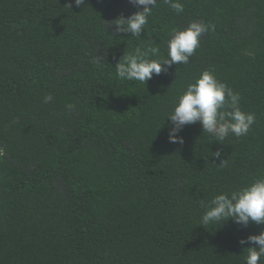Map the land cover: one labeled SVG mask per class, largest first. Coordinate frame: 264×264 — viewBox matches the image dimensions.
I'll return each instance as SVG.
<instances>
[{
    "label": "trees",
    "instance_id": "obj_1",
    "mask_svg": "<svg viewBox=\"0 0 264 264\" xmlns=\"http://www.w3.org/2000/svg\"><path fill=\"white\" fill-rule=\"evenodd\" d=\"M181 2L157 0L137 38L108 29L138 10L128 0H0V264H245L239 240L264 225L200 218L264 174V0ZM198 20L215 31L188 64L118 78L124 53L166 56L173 29ZM206 69L255 123L223 145L199 123L169 143L167 114Z\"/></svg>",
    "mask_w": 264,
    "mask_h": 264
},
{
    "label": "clouds",
    "instance_id": "obj_2",
    "mask_svg": "<svg viewBox=\"0 0 264 264\" xmlns=\"http://www.w3.org/2000/svg\"><path fill=\"white\" fill-rule=\"evenodd\" d=\"M138 10L125 17L118 16L108 21V29L115 33H131L141 37L142 32L158 7L157 0H128ZM177 14L183 13L181 0H164ZM76 7L86 4V0H74ZM67 6L72 9V3ZM215 31V25L203 20L192 21L184 29H173L167 41V55H159L157 48L136 47L132 53L125 54L115 65L118 78L127 81L148 82L154 75L168 71L175 64H188L196 49L200 46L201 37L209 31ZM149 53L155 58H150ZM44 102L53 97L46 95ZM69 108L72 106L69 105ZM254 113L243 111L240 106V95L220 81L214 71L206 69L200 73L195 82L189 83L173 110L167 114L169 124L168 141L183 145L184 137L180 135L185 126L199 123L202 133L216 142L225 141L230 136L237 138L246 136L255 123ZM223 145V144H222ZM214 157L221 158L222 152L217 150ZM220 165H226L223 159ZM204 208L200 225L223 227L229 221L247 228L250 224L264 225V174L236 190L216 195ZM239 244L252 245L244 247L245 264H262L264 261V230L259 234H251L241 238Z\"/></svg>",
    "mask_w": 264,
    "mask_h": 264
}]
</instances>
